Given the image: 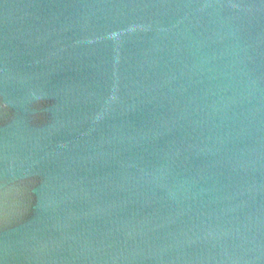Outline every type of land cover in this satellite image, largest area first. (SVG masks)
Listing matches in <instances>:
<instances>
[{
  "label": "water",
  "instance_id": "obj_1",
  "mask_svg": "<svg viewBox=\"0 0 264 264\" xmlns=\"http://www.w3.org/2000/svg\"><path fill=\"white\" fill-rule=\"evenodd\" d=\"M0 264H264V0H0Z\"/></svg>",
  "mask_w": 264,
  "mask_h": 264
}]
</instances>
